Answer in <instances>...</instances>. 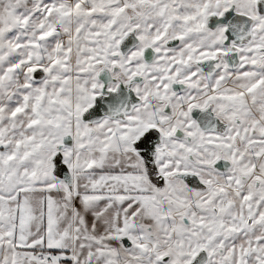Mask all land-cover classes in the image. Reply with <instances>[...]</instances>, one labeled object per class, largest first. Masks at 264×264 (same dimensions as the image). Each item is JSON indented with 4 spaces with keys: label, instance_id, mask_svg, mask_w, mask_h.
<instances>
[{
    "label": "snow or ice",
    "instance_id": "obj_1",
    "mask_svg": "<svg viewBox=\"0 0 264 264\" xmlns=\"http://www.w3.org/2000/svg\"><path fill=\"white\" fill-rule=\"evenodd\" d=\"M0 264H264V0H0Z\"/></svg>",
    "mask_w": 264,
    "mask_h": 264
}]
</instances>
